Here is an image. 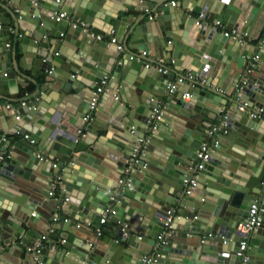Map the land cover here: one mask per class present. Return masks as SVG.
Returning a JSON list of instances; mask_svg holds the SVG:
<instances>
[{
    "label": "water",
    "instance_id": "1",
    "mask_svg": "<svg viewBox=\"0 0 264 264\" xmlns=\"http://www.w3.org/2000/svg\"><path fill=\"white\" fill-rule=\"evenodd\" d=\"M109 1L112 3L106 0H0V6L16 22L18 33L25 34L22 54L32 55L31 63L19 62L11 72H6L10 65H0V76L6 75L0 78V89L2 85L13 86L12 80L16 83L17 77L32 82L36 88V94L25 106L20 101L15 107L6 108V100L0 97V132L12 137L6 140L0 134V194L5 186L26 188L25 191L34 194L33 190H41L37 187L41 183L32 182L31 173L41 170L40 173L47 172L49 177L41 187L46 192L39 193V200L28 196L23 206L24 198L8 192L10 202L22 207L2 208L0 203V236L9 226L13 233L9 242L0 239V256L4 254L3 245H13L21 238L18 245L7 249V254H13L16 249L19 264H31L34 257L28 251L34 246L31 238L41 236L34 225L41 226L38 218L32 214L27 217L25 211L52 200V204L49 202L51 216L41 211L38 215L47 223L60 219L66 224L60 225L63 242L55 263L146 264L143 261L152 259L155 250L158 258L153 264H233L238 261L235 255L240 236L238 226L246 220L250 205L258 201L263 212L260 225L250 239L255 250L247 252L246 264H264V119L250 117L248 113L254 108H264V39L261 38L264 0H205L203 5L192 9L194 14L210 11L209 21L218 19L225 30H236L252 39L255 45L241 44L216 29L195 26L194 18L180 17L177 9L186 7L183 0L173 9L164 6L173 0ZM127 10L162 12V18L151 20L159 37L148 48L163 53L166 59L185 57L190 63L187 69L191 75L218 80L224 77L225 94L212 91L209 106L195 95L189 101L182 100L185 91L181 89L169 98L165 94L166 84L171 81L168 76L174 74L169 71L168 75L159 73L153 86L135 80L134 90H138L129 96L127 84L122 80L139 71L141 65L129 63L132 55L125 43L135 34L136 27L129 29L127 17L118 18ZM13 11L24 13L22 25ZM56 12H64L65 18L55 22L51 17ZM142 20L147 22L146 17ZM73 22L83 23L84 28H72ZM90 27L96 29V35L116 31V40L125 44L126 55L117 51L115 44L108 45L89 33L82 35ZM60 34L64 42L73 46L65 54H59L68 47L59 39ZM0 48L2 55L6 45ZM254 52L258 56L255 61ZM251 64L255 66L252 68ZM25 68L32 70L36 80L21 73ZM107 76L109 88L100 96L103 104L100 109L104 105L109 107L103 111L105 117L100 127L106 141H101L89 126L94 113L89 122L84 117L89 112L92 93ZM56 81L60 82L56 97L49 98L45 92ZM242 82L245 84L236 91ZM0 94L4 93L0 90ZM166 101L163 115L174 124L165 132L161 128L166 126L162 119L159 121L162 126L156 123L153 129L149 118L153 107L159 102L164 106ZM243 105L245 109L240 111L238 108ZM18 116L21 120L11 125ZM223 120L226 126L217 138L219 145L204 164L191 194L202 189L201 185L205 186L209 190L204 189V195L214 202L209 203L202 197L204 204H197L196 208L191 204V195L184 194L182 180L189 164L197 162L196 152L204 141L205 131L214 124L221 127ZM82 129L94 138L86 133L77 135ZM193 131L198 134L192 135ZM159 133L165 134L162 144L157 142ZM148 134L152 139L145 150L150 153L142 154L128 176L121 178L127 173L132 149L139 139H147ZM15 135L22 139L17 140ZM154 147L158 150H151ZM38 155L50 162L59 160L64 167L50 171L48 164L51 163L40 161ZM114 167L117 176L109 181L106 170L112 171ZM51 191L55 193L52 196ZM115 195L122 196L113 206L115 214L108 218L107 225H100V215ZM171 210L174 215L167 229L165 221ZM74 221L81 224L76 225ZM82 224L94 230L96 240L81 236L78 243L73 241L77 237L71 228H80ZM163 232L166 233L164 243L157 238ZM51 242L54 244L52 239ZM50 251L41 249L38 258L43 264H55Z\"/></svg>",
    "mask_w": 264,
    "mask_h": 264
},
{
    "label": "crops",
    "instance_id": "2",
    "mask_svg": "<svg viewBox=\"0 0 264 264\" xmlns=\"http://www.w3.org/2000/svg\"><path fill=\"white\" fill-rule=\"evenodd\" d=\"M181 1L182 0H173L171 2H175L177 4ZM183 1L185 2L186 7L185 8H178L177 9L178 15L180 17L182 16V17H185L188 19V18H195L196 17L197 14H194V12H192V9H195L196 8L195 6L199 7V6L203 5L205 0H183ZM171 2L168 4L165 3L164 6L168 5L169 9L175 8V7L171 6ZM106 3L110 4L112 2H110L109 0H106ZM204 12L207 13V16L210 15V11H204ZM19 13H21V15H20L21 18L18 20L19 22L18 21L17 22L21 23V25H22V23H24V21H25V17L23 16L24 13H22L21 11H19V12L13 11V15L15 17H18ZM169 15H170V13H169ZM162 16H163L162 12L154 11V10L141 11V12L127 10V11L122 12L118 15V18L127 17V24L129 26V29L133 28L134 26L136 27L135 34L134 35L132 34L131 36H129L126 43H125L126 48L130 52L131 55H138L139 56L137 60H135V61L130 60L129 63L134 62L135 64L141 65L139 67V71L135 72L134 74H130L126 80L125 79L122 80V82H126V84H127L126 89L129 92V93L127 92L129 94V96L131 95V93H132V95H135V92L138 90V89L134 90L135 80H139L142 83L153 86L156 84V76L159 73L168 75L167 73L169 71L173 72L174 73L173 75L168 76V77H171V81L169 83L176 82V80L180 76H185L187 73H189L188 69L190 67V63H188L186 61L185 57H182L181 55H179L176 59L175 58L166 59V57H163V53H161V52L156 53L155 51L148 48L150 45H152V42L156 38L159 37V33L157 32L156 28L153 26L154 24H152L151 20L152 19H160V18H162ZM143 17H146L147 22H144L142 20ZM216 20H218V19H216ZM92 24H94V23H92ZM0 26H1V29H0V46L8 45V48L6 47V51L4 53L2 52V55H0V65H6V64L10 65V67L6 68V72H11L14 67H17L16 64L19 62L22 63L25 61V63H27V62L31 63L32 59L30 58V56H32V55L30 53H26L25 55H23L22 50H21V46L23 45L22 41L25 38V34L23 33V31H19V33H18L17 24L15 21H13L12 15L8 14L1 6H0ZM94 30H96V29H93L92 27H90L89 30L83 31L81 33H82V35L83 34L86 35L87 33H89L90 35L92 34L93 36H96V33L94 32ZM97 31L100 32V30H97ZM100 33L103 34L102 32H100ZM99 36H102V40L108 44L110 38H112V37L116 38V31H112L109 35L104 33L103 35H99ZM59 39L63 42V44L68 46L67 48L65 47L63 49V51H59V54H61V53L65 54L64 51H66L69 47L73 48V46L68 45V43L64 42V36L62 38H59ZM121 44L123 46V51H124L125 50V44L123 42ZM250 44L255 45V43L253 41L250 42ZM0 51H2L1 48H0ZM143 51H145L147 53V55L144 58L140 57V54ZM69 53H71V51ZM254 54H255V52L253 53V55ZM123 55H126V53L123 52ZM24 56L26 58H23ZM146 65H148L147 68H146ZM158 68H162L163 70H166V73L159 72ZM21 73L23 75H25L28 79L36 80V75L33 74L32 70H27V68H25V71L22 70ZM132 73H133V71H132ZM146 73H149L150 76L147 75ZM0 78H3V76H0ZM106 79H107V85L105 87V91H106V89L109 88L108 84L110 81V77L107 76ZM224 79L225 78L223 77L222 80H224ZM222 80L221 79L218 80L217 78H213V77H208V79H205V78H200L199 76H197V79L193 80V83H186L185 84L186 87L180 86V89L185 91V92H188L192 95H195L196 98L198 97V99L201 100L202 103H204V105L209 106V103L211 102V92L212 91L219 93L221 95L225 94L223 89H222V85L225 83ZM226 80H227V78H226ZM1 81L2 80L0 79V82ZM12 82H13L12 83L13 86H9V85H5V86L2 85L1 86L0 90L4 94H0V97L4 98L6 100L4 105L7 104V105H11V106L15 107L17 105V103H19L20 101H23L26 103L28 99H30L31 97H33L36 94V88L32 82H30L28 80H22L20 77L16 78V83L13 80H12ZM59 85H60V82H58V81H56L54 84H51L49 87L51 91L47 90L45 92V94L49 93V95H48L49 98L50 97L55 98L56 97L55 90L58 89ZM216 90H218V91H216ZM41 94H43V93H41ZM165 99L166 98L164 97L163 101ZM33 103H35V101H33ZM101 103H102L101 99L99 98L97 108L94 111V116L92 118V120H97V122H95V124H93L92 120H91L89 122V126L93 127V129L95 130L99 140L106 141V138L104 137L105 132L102 131V127H100V126H101V123L105 117L104 116L105 113L103 111L108 110L109 107L104 105L103 109L101 108L102 109L101 110L100 106L101 107L103 106V104H101ZM160 104L162 105V103H160ZM167 104H168V102L166 101L164 106H163V112H165V107ZM18 117H19V119L16 120L15 122L12 121L11 125L16 123L17 121L21 120V117L20 116H18ZM162 121H164V123L166 125V126L161 127L165 130V132L167 130H170V128L174 124L172 119L166 118L164 115H163L161 122ZM161 122H158V125H160ZM216 125H218V124H214L213 126H216ZM160 126H162V125H160ZM0 127H1V124H0ZM4 127L7 129L8 128L7 124H4ZM141 127H143V126H141ZM209 130L205 131L206 136H204V141L209 139V137L207 135ZM84 132L86 133V135L89 138H94V136H92L87 130H84ZM194 133L198 134L197 132L193 131L192 135H194ZM0 134L3 137V139H6V140L12 139V137H10V136L5 137V134L3 132H0ZM109 136L111 137V136H113V134H110ZM146 136H147V134H146ZM162 137H165V134L159 133V136L157 138V142L159 144H162V141H164V138H162ZM15 138L17 140L22 139L16 135H15ZM148 138L150 140L152 139L150 134H148ZM153 149H155V151L158 150L155 147L151 148V150H153ZM148 153H150V152L145 150V146L141 145L140 155H142V154L147 155ZM47 162L51 163V165L48 164V170H50V171L52 169L57 170V169H61L62 167H64L63 163L60 162L59 160H54L52 162H50L48 160ZM52 163L56 164L57 169L53 168ZM40 167H42V163H40ZM75 167L78 168L77 166H75ZM115 168L116 167H114V170H112V171L106 170V174L108 175L107 177L109 178L108 179L109 181H111L112 178L117 176L116 175L117 170L115 171ZM40 172H41V170L38 171V173L33 171V175L31 173V177H30L32 182L36 181L37 183L38 182L41 183V184L39 183L41 186H37L39 189H41L39 192L36 190H33L34 192H36L33 194L32 192H30V190L25 191L26 188L24 189L21 187L18 188V187H12V186H5L4 189L2 190L3 193L0 194L1 197L3 198V201L0 202L2 205V208L6 207V208L10 209L11 206L12 207L18 206L17 208L22 207V206H19L18 204H14V201L10 202V197H8L6 195L8 192H12L13 195H17V197L19 199L24 198V201H21V200H18L16 197L17 201L18 202L21 201V205H23V206L27 202L25 200L27 199L28 196L31 197L32 199H38L39 200L41 198V195L39 193L46 192V190L41 188L44 184H47V181L45 180V178L46 179L49 178L47 175V172H44V173L43 172L40 173ZM74 173H77V172L74 171ZM127 176H128V174H124L121 178H124ZM53 186L54 185H52V187ZM204 187L205 186L201 185L202 189H199L197 193H194L193 195L190 196L191 201H193V203H191V204L192 205L194 204L193 207L197 208L198 207L197 204H200V205L204 204L201 200L202 197L205 201H209V203L214 202L212 199H210L209 197L204 195V193H203L204 189H205V191L209 190L207 187H205V188ZM53 194H55V193L53 192ZM42 196H45V195L42 194ZM113 197L115 198V202H116L117 200L120 201V198L122 196L117 197L115 195ZM46 201L47 200L43 201L44 203L42 205L36 206V207H34V209H30V210L28 209L25 212H26L27 217L31 216V214H35L34 216L39 219L38 224L41 226V227H39L37 225H34L35 231H37L39 234H41V236L38 239H35L34 237H33V239L31 238L33 245L39 244L41 242V238L43 236H45L46 241L44 242L43 247L49 248L51 250L50 251L51 260H52V263H55V261L57 260V257H58V253L62 247L61 246L62 242H63L60 239V234L62 233L60 225H62V227L63 226L65 227L66 224L63 222H60V219H57V221L52 220L51 222L47 223L46 221H44L43 219H41L39 217L38 212H40V211L45 216H49V217L51 216V213H50L51 208L49 207V205H50V203L52 204L53 201L49 200L50 203L48 201L47 202ZM115 202L110 204L111 201H109L108 206L110 205L113 207L116 204ZM201 212H202V210L199 211L200 214H201ZM195 214H198V213L195 212ZM5 215H6V213H5ZM66 218L70 219L69 216H67ZM70 220L73 221L72 219H70ZM74 222L76 225L77 224L79 225V223H80V221H74ZM107 224L108 223H106L105 225H107ZM42 227L44 228V231L42 230ZM10 228L12 229L11 226L7 227V229H6V227L3 229V231L1 232L0 239H4L7 242H9V239L11 238L10 236H11V234H13L11 232ZM45 230H48V231L46 232ZM83 230L85 232H89L90 234L82 232ZM71 232L77 237L73 240L75 243H78L77 239L81 236H83L85 238H89V240H93V239L96 240V238H97V235H96V237L94 236V234H95L94 230L85 224H82L80 226V228L72 227ZM28 235L32 236L31 233H29ZM90 235L92 238L90 237ZM138 235H139V233H138ZM51 239L53 240L54 244H52ZM101 239H100V241H101ZM106 239L107 238H105V240L102 242H105ZM20 241H21V238L17 239L13 245L12 244H10L8 246L3 245L2 250H4V254L0 256V264H19L20 263L17 261L18 260V256H17L18 252L16 251V249L13 252V254H7V251H8L7 249L12 248V246H14L15 244L18 245L20 243ZM249 250L253 251V250H255V248L250 244ZM23 251H24V254L28 253L27 249H25V248H23ZM153 256H156L155 250L153 251ZM55 264H58V263L56 262Z\"/></svg>",
    "mask_w": 264,
    "mask_h": 264
},
{
    "label": "built area",
    "instance_id": "3",
    "mask_svg": "<svg viewBox=\"0 0 264 264\" xmlns=\"http://www.w3.org/2000/svg\"><path fill=\"white\" fill-rule=\"evenodd\" d=\"M58 2V0H57ZM175 2H171V6L174 7L175 6ZM207 13L202 11L200 13H198L196 15V17L194 18V24L195 26L198 27H206L209 29H216L218 30L223 36L228 37V38H232L234 40H237L239 43L243 44V43H250L253 40L247 38L245 35H241L239 34L238 31L236 30H225L223 25L221 24V22L219 20H213V21H209L207 18ZM21 16H18V19H20ZM65 18V13L64 12H56L52 15L51 19L54 20L55 22H60L62 19ZM70 26L72 28H76L77 26H80L82 28H84V24L83 23H79V22H73L70 24ZM1 29V26H0ZM63 37V34H60V38ZM95 38L97 40H102V36L96 35ZM262 39H264V31L262 33L261 36ZM262 41V40H261ZM110 44H115L117 45V51L122 52L123 51V46L121 43H119L116 38L112 37L109 40L108 45ZM6 47L8 48V45H6ZM57 55V54H56ZM147 55V53L145 51L141 52L140 57L144 58ZM138 55H132L130 57V60H137L138 59ZM254 61L258 60V56L254 55L252 58ZM252 68L255 66L254 64H251ZM148 67V65H146V68ZM159 72L162 73H166V70H163L162 68H158ZM250 71V70H249ZM6 75L4 74L3 77H5ZM107 77H104L103 80L101 81V83L97 86L96 91L92 93V97L88 102V113L85 115L84 117V121L89 122L92 118V114L94 113V111L97 108V104H98V100L100 98V96L105 92V87L107 85ZM197 79V75H191L190 73H187L185 76H180L176 82L173 83H167L166 84V91L165 94L168 97H172V95H174L176 92L179 91L180 86H183L186 83H193V80ZM243 84H245V82H242L237 88L236 91H240L241 88L243 87ZM218 91V90H216ZM192 97V94L188 93V92H184L181 95V99L184 101H189ZM26 103L22 102L21 106H25ZM246 105L240 106L238 109L240 111H244ZM10 105H6V108H9ZM163 105L159 103H157L153 109H152V115L150 116L149 120L152 121V128L155 129L154 124L158 123L162 118H163ZM249 116L253 117V118H262L264 119V108H254L250 111H248ZM16 119L18 120L19 117H16ZM222 126L220 127L219 125L213 126L210 128V130L208 131L207 135L209 137L208 140L203 141L198 149V151L196 152V158H197V162L196 163H190L189 166L187 167V174L184 176L183 180H182V184L184 187V194L186 196H189L192 194V192L196 189L197 184H198V175L200 174V172L202 171V169L204 168V164L207 163L210 160L211 155L214 153L216 147H218L219 145V140L217 139L219 137V135L222 132V129H224V127L226 126L225 121H222ZM77 135L79 136H85V132L84 130H79L77 132ZM24 139L27 140L28 136L25 135ZM149 142V138L142 140L139 139L138 140V145L135 146L132 149V155L129 159V164H128V168L126 170V174H129V172L132 171V165L134 163H136L139 159V157L141 156V145L145 146L147 143ZM30 143H34L33 140H30ZM38 158L40 161L42 162H47L48 158L45 156H41L38 155ZM53 168H56V164L53 163ZM126 186H129V183H126ZM54 188V186H53ZM49 195L52 196L53 192H49ZM110 201L112 204L113 202H115V198L111 197ZM115 203H119V200H117ZM261 212H263V209L260 208V205L258 203V201H255L254 203H252L249 207L248 210V214H247V218L244 222L240 223L238 226V231L240 232V236H239V241H238V252L235 254L236 257L238 258V261L236 263L233 264H246L248 261V255L247 252L249 251V245H250V239L251 236L253 234V232L257 229V227L260 225L261 222ZM115 214V211L113 210L112 206H107L103 212L100 215V220L99 223L100 225H105L108 221V218L112 215ZM168 218L165 221V227L167 229L170 228V223L172 221V217L174 215V211H168ZM35 214H32V216H34ZM97 234L100 233L99 229H96ZM164 235H166L165 232H163L162 234H160L159 236H157V238L160 240V242L164 243L163 238ZM168 235V234H167ZM46 241V237L43 236L41 238V242L39 244L34 245L30 250H28L30 253L33 254V261L31 262V264H43L39 258L38 255L41 252V249L43 248L44 242ZM158 256H154L152 259L143 261L146 264H153L156 262Z\"/></svg>",
    "mask_w": 264,
    "mask_h": 264
}]
</instances>
